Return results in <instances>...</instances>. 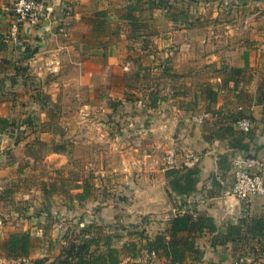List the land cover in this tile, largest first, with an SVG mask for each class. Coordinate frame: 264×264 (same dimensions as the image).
Segmentation results:
<instances>
[{
    "label": "crops",
    "instance_id": "obj_1",
    "mask_svg": "<svg viewBox=\"0 0 264 264\" xmlns=\"http://www.w3.org/2000/svg\"><path fill=\"white\" fill-rule=\"evenodd\" d=\"M12 1L0 0V207L2 202L9 207L2 211L5 234L28 225L15 216L9 197L35 193L59 164L74 160L69 147L59 143L58 129L50 126L55 125L52 117H83L82 142L116 147L123 117L130 118L125 128L134 129L131 108H138L137 94L161 89L152 92L159 95L157 106H148L156 114V122L145 128L149 141L124 150L132 158L144 151L138 174L164 165L172 150L181 166L191 155L199 156L196 188L181 195V212L213 216L216 230L197 234H220L222 240L196 235L202 256L190 264H231L234 241L223 237L227 224L264 214L263 197L253 196L243 211L245 204L228 191L237 156L257 155L264 168V0H237L232 15L224 10V0H47L52 15L19 25L22 44L6 33ZM164 85L181 88V108L174 102L179 96L161 95L167 92ZM201 109L208 116L201 123L192 121L191 114ZM241 116L251 120L247 131L236 125ZM169 119L181 137L165 140L148 131ZM72 124L69 133L75 132ZM110 161L103 154L97 158L98 190L105 188L107 175L120 174L116 166H107ZM167 227L166 220H151L147 235ZM119 264H167V259L141 248Z\"/></svg>",
    "mask_w": 264,
    "mask_h": 264
},
{
    "label": "rangeland",
    "instance_id": "obj_2",
    "mask_svg": "<svg viewBox=\"0 0 264 264\" xmlns=\"http://www.w3.org/2000/svg\"><path fill=\"white\" fill-rule=\"evenodd\" d=\"M163 89L167 92L163 90L161 95L171 93L174 96H179L180 99L174 102L181 108V88H177L176 85H164ZM158 90L137 94L138 98L135 104L138 108H131L134 129L125 128V126L130 125V118L129 116L123 117L122 129L116 133L120 135L119 131L121 132V143L117 144L116 147H112L110 144L107 147L106 145H99L96 140L82 142V135L85 133L84 124L87 120L83 117L78 116L76 121H74V117H68L66 113L64 115L56 114L52 117L55 125L50 124V126L54 130L58 129L59 143L69 147L70 158L72 157L74 160L59 164L56 174H52L54 175L53 178H43L39 184V190L35 193L29 196L12 195L9 197V204L15 205L11 207L15 216L22 218L23 224L28 223L25 228L19 227L13 232L29 231L31 248L27 258L7 257L0 248V264H21L22 261L38 257H46L51 261L61 252L66 241L71 238L73 230L76 231L89 223H91L90 230L95 231L93 233L99 235L110 233L118 245L124 241L129 243L134 241L136 243V248H134L137 250L144 248V240L141 236H148L147 227L151 220H166L169 227V219L173 216L172 214L181 212V203L185 200L182 198L183 196L177 194L168 185L165 169L169 166L181 167V164H175L174 160L173 164L170 165L169 161L164 160V165L156 162L160 166L149 168L150 174L148 172L138 174L137 172L142 169L146 161H141L144 158L142 155L144 151H140L141 154L137 153L136 158H132L130 151L125 152L124 150L125 148L132 149L134 144L137 146L145 145L148 140L145 128H150L151 123L156 122V114L151 109L148 110V106H157L159 95L156 94L154 97L152 92L156 93L157 91L158 93ZM1 91L0 85V95L2 94ZM131 103L134 104L133 101ZM166 108L170 109V106ZM34 120L35 117L32 121L34 122ZM178 120H180L178 122L180 124L181 114ZM43 122L48 125L49 119L44 118ZM165 122L164 125L156 126L158 130L148 128V131L150 133L157 132V137H163L165 140L171 139L173 136L181 137L180 128H176V131L173 130L175 127L173 119L165 120ZM17 123H12L13 132ZM50 123L52 122L50 121ZM70 123H74L70 127L75 132H68L67 126ZM102 154L104 160H111L107 166L111 168L116 166L120 169L118 172L120 174L107 175L105 188L98 190L101 181H99L97 174V158L98 156L101 157ZM116 168L112 170L114 173ZM5 196L6 194L3 197ZM5 201L7 202V200ZM2 204L3 207H0V242L7 236L2 228V222L6 220L2 211L9 208L4 207L5 202ZM244 206H241V209L245 208L242 209L243 211L247 209ZM189 212H193V210H189ZM166 230L165 228L160 232ZM196 235L204 241L209 240V238L215 243L222 240L220 234L210 236L207 233H196ZM260 242H257L250 235L235 240L231 244V264L239 257L247 259L251 264H264V245H261ZM134 248L128 250L131 252ZM128 255L131 254L127 252L125 256Z\"/></svg>",
    "mask_w": 264,
    "mask_h": 264
},
{
    "label": "trees",
    "instance_id": "obj_3",
    "mask_svg": "<svg viewBox=\"0 0 264 264\" xmlns=\"http://www.w3.org/2000/svg\"><path fill=\"white\" fill-rule=\"evenodd\" d=\"M199 172L197 165L169 166L165 169V178L173 191L185 196L195 190ZM90 226L91 223L73 230V237L66 241V245L53 260L38 257L22 261L21 264H119L127 252L132 256L139 253L140 249H135L134 241H124L118 245L112 234L93 233L95 231H91ZM216 228L217 222L213 216L197 210L184 211L175 213L169 219L166 231L152 237H141L144 240L143 247L165 256L167 264H190L202 256V250L195 244V234ZM245 235H250L264 245V214L254 215L247 222L228 223L223 233L226 240L233 241ZM0 248L7 257L27 258L31 248L29 231L10 232L0 242ZM129 248L134 249L130 252Z\"/></svg>",
    "mask_w": 264,
    "mask_h": 264
},
{
    "label": "built area",
    "instance_id": "obj_4",
    "mask_svg": "<svg viewBox=\"0 0 264 264\" xmlns=\"http://www.w3.org/2000/svg\"><path fill=\"white\" fill-rule=\"evenodd\" d=\"M237 0H224V10L230 15L234 13ZM10 12L12 18L7 30V37L13 39L18 44H22V39L19 37V25L23 22L36 24L43 17L49 15L52 11V6L47 0H13L10 4ZM140 102V101H138ZM208 111L201 109L191 114L190 119L194 122H201L208 116ZM236 125L238 129L247 131L251 127V120L248 116L237 118ZM174 151L167 153V161L170 165L174 161ZM199 156L191 155L185 166L196 165ZM252 166H257V170H252ZM233 181L229 188V193L236 197L239 201L245 204L251 200L253 196H261L264 199V168L263 163L257 155H239L233 159ZM243 210L245 208H242ZM232 264H251L243 257L237 258Z\"/></svg>",
    "mask_w": 264,
    "mask_h": 264
}]
</instances>
